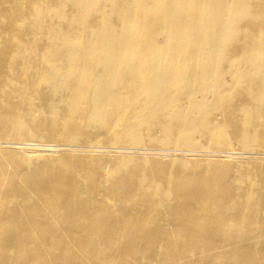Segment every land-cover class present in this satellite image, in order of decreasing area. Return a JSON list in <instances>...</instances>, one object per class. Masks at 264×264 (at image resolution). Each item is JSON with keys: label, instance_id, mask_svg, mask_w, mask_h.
I'll list each match as a JSON object with an SVG mask.
<instances>
[{"label": "bare ground", "instance_id": "obj_1", "mask_svg": "<svg viewBox=\"0 0 264 264\" xmlns=\"http://www.w3.org/2000/svg\"><path fill=\"white\" fill-rule=\"evenodd\" d=\"M0 264H264V0H0Z\"/></svg>", "mask_w": 264, "mask_h": 264}, {"label": "rangeland", "instance_id": "obj_2", "mask_svg": "<svg viewBox=\"0 0 264 264\" xmlns=\"http://www.w3.org/2000/svg\"><path fill=\"white\" fill-rule=\"evenodd\" d=\"M25 142L38 143L37 141H28V140L25 141ZM49 143H53V142H49ZM52 148L53 149L51 151H49V150L48 151H42V153L43 152H44V154H54V153H56L57 151L54 152L55 151L54 150L55 147H52ZM58 148H60V147H58ZM144 151H145V153H149V150H147V149H144L143 151L141 150V152H144ZM236 151H237L236 149L230 148V147L229 148H227V147H225V148L195 147V148H192V150H189V152L187 151L186 154H200V155L194 156V158H199V159L203 158V157L204 158H207V157L209 158L210 157V156H208L209 154L220 155L221 156L220 158L217 157V156H211V157H213V158L215 157V159H220V160H225V161H232L233 158H234V154H232V153H234ZM222 158H224V159H222Z\"/></svg>", "mask_w": 264, "mask_h": 264}]
</instances>
